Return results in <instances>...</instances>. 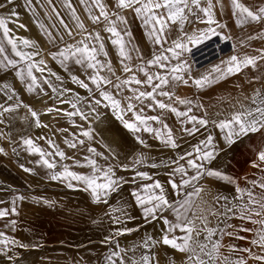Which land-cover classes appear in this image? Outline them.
Wrapping results in <instances>:
<instances>
[{"label": "snow or ice", "instance_id": "1", "mask_svg": "<svg viewBox=\"0 0 264 264\" xmlns=\"http://www.w3.org/2000/svg\"><path fill=\"white\" fill-rule=\"evenodd\" d=\"M15 0H5L0 3V9L13 5ZM30 6L31 0H26ZM47 3L52 8V12L60 19L61 25L67 30L70 37L73 33L67 28L63 18L59 16L55 5L52 0H47ZM63 6L70 10V13L75 19L77 27L82 31V38L75 40V43L67 44L65 47L58 50V52L51 53L52 58L57 60L67 71V62L74 60L75 64L80 65L85 69H92L93 74L88 76V80L95 86L99 92L100 98L94 99L92 103L101 105L105 108H111L113 115L116 116L123 127L133 133L139 143L148 145L139 135L140 132H147L153 134L156 139H159L162 144L172 149L178 148L180 145L177 143V138L173 134V130L165 122L163 117L167 113L174 114L179 119L181 127L180 133L187 134L188 136H195L196 133L204 129L207 133L203 139L197 141L196 144L191 145L190 150L178 156V160L172 161L176 167L172 168L168 173V185L172 189V195L175 197L170 199L165 186L159 180L153 178L145 171H139L135 166L142 165L146 161L143 155L137 157L133 161L132 170L135 175L131 181L126 180L122 176H117V168L124 171L129 170V165L120 164L112 165L107 163L109 157L105 156L102 152H97L94 147L89 146L87 152L93 154L94 157L103 158L106 163L100 164L93 156L84 157V162L75 160L73 157H66L65 153L56 147L52 140H47L50 147L55 149L54 152H46L44 149L38 147L31 138L23 140V144L27 146V151L30 154H38L40 159L36 162L41 166L52 170L50 178L52 180H60L67 182V187L73 188L76 185H83L84 191H89L92 199L96 203H109V197L113 193H119L124 184L133 183L138 186L131 191V196L134 198L135 205L141 210L143 219L151 223L152 221H161L164 227L161 229V237L159 240L151 236H146L140 245H136L130 249L120 247L116 237L130 234L134 230L122 228L117 229L113 234L105 238L106 243H114L115 250H110L109 254L105 256L106 264H159L155 255L142 254L138 259L134 258L135 248H155L157 245L162 244L184 254L183 264H248V260L257 261L258 264H264V254H257L250 248L238 249L235 245H224L223 237H236L244 239L245 237L237 236L235 226L225 223L221 227L222 218L231 219L239 218L247 220L256 228H244L241 231L253 233V238L250 243L259 248L261 253H264V178L260 181H250V188H241L238 185L235 188L237 195L233 197L232 201L226 196L217 195L212 198V201H206L201 197L204 188L197 187L199 181L204 178H215L234 183L232 178L223 174L219 169L209 167L212 161L225 151L237 144L244 137L250 133H257L264 130V88L254 89L251 95H243L241 99H237L230 105L229 110L225 113H217V118L210 119L207 116L198 117L191 114L193 111V102L187 98L176 96L173 100V93L165 90L170 84L182 83L192 85L199 89L208 87L214 83H218L222 79H226L230 75L241 73L244 69L252 68L253 70H260L261 64H264V48L257 49L258 55H236L233 54L226 60H221L220 64L213 65L210 71L202 74L198 78L191 75V64H189L185 54L194 56V48L206 44L211 41L213 37H219L222 40H230L231 36L224 35L217 29H223L227 25L220 23L215 17V8L217 5L223 13L225 5L223 0H114V5L110 6L103 2V0H79V3L84 6L88 14L89 20L93 24H104V31L110 33V42L118 49V55L121 58L120 62L125 73H131L126 79L116 77V83L106 76L101 75V71L105 68L111 75L115 76V69L112 67L110 60L101 62L97 57L103 54L107 57L105 50L104 39L99 32L87 31L84 23L76 14L75 7L71 0H62ZM42 6V5H41ZM230 8L232 15L236 17V24L238 27H243L248 24L264 25V5L250 6L244 0H230ZM94 10H98V14H94ZM130 13L135 19L139 20L141 26L145 29V35L153 45V52L150 59H145L141 53L138 45L132 43V33L128 27V16ZM19 13L15 8H9L7 13H0V69L7 70L8 68L16 69L17 65L25 62L26 76L30 81L27 84V90L33 92L39 88L43 92L42 84L51 87L53 92L57 89L52 85L51 81L43 77V73L47 70L49 76H55L57 81L62 78L51 69H48L43 59L35 61L33 58L39 56V52L26 53L20 49V45L25 48L35 46V41L27 38H14L11 34L12 29L9 27L10 23H16ZM186 23H202L206 24L205 28L193 29L191 32L185 30ZM20 28H25V25L18 24ZM118 26H123L118 28ZM175 26V27H174ZM41 27H43L41 25ZM51 36V33H48ZM264 39V30L257 33L256 36H248L247 39ZM62 40L63 37L61 36ZM7 45L11 46V51L15 57L19 59L10 58L7 55ZM245 41H241L244 44ZM129 45L131 47H129ZM236 46L233 45L235 52ZM131 52L137 53V59L141 61L136 65L135 69L130 63ZM175 61V63H173ZM156 67L158 71L152 72L151 68ZM41 73L38 78L34 74V70ZM137 73H142L145 77L144 80L138 78ZM17 78L22 82L25 80V68H20L15 72ZM42 79V83H41ZM72 82L78 84L81 88L86 89L89 94H92L93 89L84 80L79 79L77 76H71ZM254 80H264V77H253ZM252 81L250 80L249 83ZM139 87L133 88L131 85ZM102 85H112L119 91H123L124 87H128L132 95L126 97L128 101L125 107H121V100L116 99L110 91L104 90ZM144 87H150L151 91L140 90ZM239 87V85H237ZM4 89H10V85L4 84ZM70 89H64L59 93L63 96L64 92H70ZM15 93L8 95L7 99L12 100ZM158 97H167L169 101L158 99ZM81 97L75 94V102L71 100H60L61 103H71L74 111H67L65 115L69 118L79 115L82 120H87L88 115L81 111L77 104ZM145 100L151 101L147 105L152 111L160 110V115H146L144 114V107L137 109V105L133 101L143 104ZM176 104L184 105L185 110L181 111ZM18 106V105H17ZM203 107V105H196ZM25 107H28L25 105ZM92 108V104H89ZM31 116L35 118L37 127H47L41 125L39 121V114L28 108ZM54 109L49 108L47 111L51 112ZM15 111L12 105L6 106L0 104V123H3L5 113ZM55 111H60L55 109ZM131 113L129 119H125V115ZM182 118V119H181ZM149 122H155L160 127H153ZM191 125L188 127L187 125ZM211 124L218 133L214 135L208 132V125ZM82 127V126H81ZM60 131L66 132L67 129ZM0 133V136H3ZM74 135V134H73ZM81 136L92 140V129L89 127L83 129L80 133ZM182 138V137H181ZM40 139H44L41 137ZM70 148H76L77 143L83 145L84 139L77 141H64ZM221 143L225 147H220ZM107 147L106 145H104ZM4 149L0 148V152ZM15 151V150H14ZM60 157L61 160L73 159L74 165L78 167H88V173H78L70 170L66 164L60 165V171H55L57 168V161L54 157ZM47 157H51L49 159ZM257 159L260 163L253 162V167L260 168L264 164V149L257 153ZM179 160H184L185 164H179ZM163 163V162H162ZM159 165L152 163L150 167L156 168ZM168 167V164H164ZM23 167V165H21ZM191 170V174H189ZM264 170V169H262ZM24 171L31 172V169L25 168ZM179 175V183L175 177ZM139 181H151V183H138ZM73 181L76 184H73ZM191 188V191H187ZM259 188L260 192L255 189ZM199 198L200 202L197 203ZM24 197L17 196L12 201L11 209H0V219L8 217L9 215H18L16 201L23 200ZM37 199V198H34ZM223 201V203H221ZM2 203V201H0ZM45 204L50 202L45 200ZM170 212L175 220H170L164 213ZM111 213H119L114 215L113 220L119 224L122 218L134 219L128 215L125 207H111ZM216 220L215 226L212 220ZM16 221L11 220L5 227H11L15 230ZM229 229H232L229 231ZM179 232L181 235H176ZM218 237V238H217ZM28 245L21 243L14 237L7 235L5 232L0 231V255L7 258V260H14V255L10 254L14 248H27ZM227 248L228 254L225 255L221 249ZM132 251L133 256H129L128 252ZM243 251L248 253V257L243 256L233 257V253Z\"/></svg>", "mask_w": 264, "mask_h": 264}, {"label": "crops", "instance_id": "2", "mask_svg": "<svg viewBox=\"0 0 264 264\" xmlns=\"http://www.w3.org/2000/svg\"><path fill=\"white\" fill-rule=\"evenodd\" d=\"M41 1L42 0H37L36 2H38L37 4H41ZM75 1L76 0H71V2H74L73 6L76 9ZM4 2L5 0H0V3ZM60 2L61 0H52V4L55 5V7L58 5L60 6ZM244 2L253 7L264 5V0H244ZM213 3H215V0H213ZM223 3L225 5L223 13H221L217 5L215 8V17L220 23L227 25V27L217 30L221 31L224 35L231 36L228 42L226 57L228 58L233 54L258 55L256 50L264 48V39L257 38L248 40L247 37L256 36L257 33L264 30V25L253 23L238 27L236 24V17H234L231 12L230 0H223ZM9 8H15L21 16H23V14L26 16L30 11V6L26 3V0H15L13 5H6L5 8L0 9V13H7ZM58 8H56V10L59 12ZM54 16L57 17L56 14ZM71 16L69 11L68 18L70 24ZM55 24H60L59 18L52 23V26L55 27ZM70 24L69 26H71ZM9 27L12 29L11 34L14 38L28 39L30 31L27 26L25 29L22 28L19 37L16 35L14 23H10ZM205 27H207L206 24H199L198 26L188 28V32H191L193 29H202ZM54 30L56 29L54 28ZM58 30V32H61L60 29ZM216 39L217 42L221 40L219 37ZM242 40L245 41L244 44H241ZM233 45L236 46L235 52L233 51ZM5 47L7 49V55H9L10 58L19 59L15 57V54L11 51V46L7 45L6 42ZM36 48H38L37 41H35V46L31 48H25L23 45H20V49L26 53H30L29 50ZM44 61L48 69H51L52 72H55L62 78L61 81H57L55 76H49L47 70L43 73V77L51 81L52 85L57 89V92H53L52 88L48 87L46 84H42L44 89L43 92L40 91L39 88L35 89L33 92H29L27 90V84L30 81L26 76L25 62L18 64L16 69H0V103L15 107V111L4 114V122L0 123V133L4 134L0 136V143H2V141L6 143L11 141L12 136H15L12 135V131L16 129L21 130L22 139H34L33 136L30 137L29 129L32 130V128L35 127V118L27 116L26 119H19V117L21 113L29 111L28 108L35 102L36 96L45 93L51 98H60L62 96H60L59 93L64 89H70L71 91L64 92L63 95H85V92L88 91L81 87L77 88V84L72 82V75L77 77L82 76L93 90L96 89L95 86L91 84V81L84 77V74H88L90 69L82 68L80 65L75 64L74 60L67 62V71L57 60ZM49 62L50 65L48 64ZM20 68H25V80L23 82L15 75V72ZM83 70L85 73H83ZM33 71L38 78L41 77V73L36 72L35 69ZM137 75L138 78L144 77L141 73H137ZM191 75L194 78H198L202 74L198 73L194 75V73H191ZM253 77H264V64H261L260 70L247 68L241 73L230 75L226 79H222L218 83H214L203 89L195 87L192 85L191 81H189V85H184L182 83L170 84L165 90L173 93V100L176 96L191 100L193 102V111L191 114L201 117L205 116L207 113L208 118L215 119L217 118V113H225L229 110L230 105L237 99H241L243 95H251L254 89L264 88V80H254ZM250 80L252 81L251 83H249ZM4 84L10 85V89H4ZM237 85H239V87H237ZM131 87L137 88L139 86L133 84ZM104 90L110 91L117 97L120 96V91L118 93V90H108L105 88ZM123 90L125 91L127 89ZM140 90L151 91V88L145 87ZM13 92L15 93L13 99L8 100V95H12ZM88 95L89 94H87L86 97L87 99L84 98L80 103L82 110L86 107L89 108V104H92V99L89 98L90 96ZM158 99L164 100L165 102H172L169 101L167 97H158ZM134 102L137 105V109L144 107V114H148L149 116L160 115L159 109L152 111L147 107L151 101L145 100L143 104L133 101V103ZM25 105L28 107H25ZM196 105H203V107H197ZM37 106L42 107V105ZM125 106V104L122 105V107ZM175 106L181 111L185 110L184 105L176 104ZM88 108H86V111ZM107 109L108 108H105L103 104L100 106V112H106ZM90 111L92 112L91 109ZM109 111H112V109L109 108ZM22 117L23 115L21 118ZM163 118L173 130V134L177 138V143L180 145L176 149L166 147L159 139H156L153 134L142 131L136 135H139L141 139L145 141L148 145L146 147L145 144L139 143L136 136L125 129L118 121L103 120L98 121V123L106 124V127L102 129L101 137L92 138V140H88L83 136L68 137L69 141L84 139L85 143L83 145L77 143V147L74 149L69 147L68 152L66 151L67 149L64 148L63 152L66 157H73L75 160H79L83 163L84 157L93 156V154L87 152V148L89 146L94 147L97 152H102L105 156L109 157L107 163L112 165H129L128 171L117 168V176H122L129 181H131L132 177L135 175V172L132 170L134 159L143 155L147 158L145 163L136 165L135 167L139 171L147 172L153 180H159L170 194V199H173L175 197L172 195V189L167 183L169 180L168 173L171 172L172 168L176 167V164L172 163V161L178 160L179 155L190 150L191 145L203 139L207 133L204 129H201L195 136L182 134L179 131L181 127L180 121L174 114L167 113ZM149 123L153 127H160V125L155 122ZM187 126L191 127L190 124ZM208 132L216 135L218 129H215L209 124ZM40 138V136H36V140H33V142L40 148L41 145L44 146L46 152H50V148L47 147V145H49L47 140L49 139L53 141L55 146L57 144L61 145L58 138L54 136L47 140L45 137H43L44 139ZM220 147L223 148L225 146L221 143ZM59 149L61 150L60 147ZM261 149H264V130L257 133H250L237 144L230 148H226V150L221 152L220 155L212 161L211 165L208 166L219 169L223 174L232 178L234 183L204 177L197 184V187L202 186L204 188L201 197L211 202L213 197L220 195L226 196L229 198V201H232L233 197L237 195L235 191L237 185L241 188H250V181H260L261 178H264V170H262L264 169V164H261L260 168L252 166L253 162L260 163L257 159V153ZM52 151H55L53 147ZM54 158L57 161V168L55 171H60V165L62 164L68 165L70 170L78 173H88L90 171L88 167H78L74 165L73 159L61 160L58 156ZM93 158L97 159L98 163L102 165L106 163L103 158L94 156ZM178 162L179 164H185L184 160H179ZM152 163H156L159 166L152 168L150 167ZM164 164H168L169 166L165 167ZM33 169L35 172L28 173L31 179H22L24 183H22L20 187L15 186L20 188L18 190L14 189V185L5 183H1L0 185V201H2V203H0V209H11L12 201L15 197H24L23 200L16 201L18 215H9L8 217L0 219V231L28 245L27 248H14L13 252L10 253L14 255V260L12 261L0 255V264H106L105 256L109 254L110 250H115V244L106 243L105 238L113 234L117 229L122 228L138 229L132 231L130 234L115 238L118 240L120 247L124 249H130L136 245H140L146 236H151L156 240L160 239L162 235L161 229L164 227L162 222H146L141 215V210L135 205L134 198L131 196V191L138 186L137 184H124L119 193H113L112 196L109 197V203L106 205L94 202L90 192L82 190L83 185H76L73 188H69L67 187V182L52 180L50 178L52 170L38 163ZM2 172L3 171H1V173ZM189 174H191V170H189ZM175 179L179 183L180 176L177 175ZM138 183H151V181H139L138 178ZM73 184L75 185L76 182L73 181ZM191 190V188L187 189V191ZM255 191L259 193L260 189L256 188ZM45 200L50 203L45 204ZM199 202L200 200L198 198L197 203ZM221 203H223V201H221ZM120 206L125 207L128 215L134 217V219L122 218L121 223H115L113 216L119 215V213H111V207ZM164 215L168 216L170 220H175L170 212H166ZM11 220L16 221L14 231L11 227H5ZM225 223L235 226L237 236L245 238L238 239L236 237L225 236L222 240L224 245L232 244L241 250L250 248L257 254H264L261 253L259 248L250 243L253 238V233L240 230L244 228H256L257 225L239 218H222L221 227H223ZM212 224L215 226V219L212 220ZM231 230L232 229H229V231ZM176 235H181V233L177 232ZM221 251L225 255L228 254L226 247L222 248ZM142 254H154L159 264H183L185 259L183 253L162 244L152 249L142 246L136 247L134 258L138 259ZM128 255L133 256V252L129 251ZM237 256L247 258L248 253L243 251L233 253L234 258ZM248 264H258V262L249 259Z\"/></svg>", "mask_w": 264, "mask_h": 264}, {"label": "rangeland", "instance_id": "3", "mask_svg": "<svg viewBox=\"0 0 264 264\" xmlns=\"http://www.w3.org/2000/svg\"><path fill=\"white\" fill-rule=\"evenodd\" d=\"M37 0H31L30 5V11L25 16H21L19 14L18 19L16 23H14V29H16V35L19 37L20 33L22 32V28L18 27V24L25 25V28H29L30 34L28 39L34 40L38 42V48L29 50V52H39V56H35L34 60H54L52 58L51 53L58 52L59 49L65 47L67 44L75 43V40H79L82 38V31L77 27L75 19L71 16V24L69 23V9L63 6L62 0L61 5L57 6L56 8L59 9V16L63 18L64 23L67 25V28L70 29L73 33V37H70L68 35L67 30L61 25V23L55 24V27L52 26V23L57 20L58 18L55 17V13L52 12L51 6L47 3V0H42L40 3L37 4ZM106 4L112 6L114 5V0H103ZM76 3V14L79 16L80 20L84 23L87 31L89 32H99L101 37L104 39L105 43V50L107 52V57H105L103 54H100L97 58L99 60H102L101 62H106L107 60H110L112 63V67L115 69V76L111 75L105 68L103 71H101V75L109 77L113 84H115L116 77H120L121 79H126L131 73H125L123 71L122 65H121V58L118 55V49L116 46L112 45L110 42V33L104 31V24H93L91 20L88 18V14L84 9V6L79 3V0L75 1ZM74 4V2H72ZM42 5V6H41ZM94 14H98V10H94ZM128 16V27L131 30L132 33V43L138 45V47L141 50V53L145 57V59H150L151 54L153 52V45L151 41L147 38L145 35V29L141 26V23L139 20L135 19L134 16L130 13H126ZM69 24L71 26H69ZM202 23H186L185 24V30L188 31V28L193 26H198ZM41 25L43 27H41ZM54 25V24H53ZM123 26H118V28H122ZM175 27V26H174ZM24 28V29H25ZM54 28L57 30H54ZM60 29L61 32H58ZM48 33H51V36L48 35ZM63 37L61 40L60 37ZM217 37H213L211 41H207L206 44L200 45L198 48H194L193 52L195 53L194 56L185 54V58H187L189 64H191V73L198 74H204L208 71H210L211 67L213 65L220 64L221 60H226V53L228 52V42L229 40H220L217 42ZM129 47H131L129 45ZM130 55L132 56L131 61H125V63H130V65L135 69L136 65L140 64L141 61L137 59V53L131 52ZM175 63V61H173ZM50 65V62L48 63ZM152 72L158 71L156 67H153L150 69ZM83 73L84 70H83ZM93 74V70L90 69L88 74H84L85 78H88V76ZM142 74V73H141ZM143 75V74H142ZM81 80L86 81L82 76L78 77ZM141 80H144L145 77L139 78ZM77 88H80V86L77 84ZM103 88L108 90H117L112 85H102ZM145 88V87H144ZM123 90L120 91V96L117 97L114 95L116 99L121 100V107L122 105H126L128 101L125 99L126 97H129L132 95V92L129 91L128 87H124ZM116 93V92H115ZM87 94L89 92H85V95H79L81 97L79 103L77 104V107L85 112L86 108L83 110L80 107V103L85 98L87 99ZM89 98H91V102H93L94 99H99L100 95L96 89L93 90L92 94H89ZM35 102L30 106V108L34 111H36L39 114V121L41 125H47V127H37L35 124V127L29 129L30 137L33 136L36 140V136L45 137L46 140L51 137L58 138V141L61 142V145L57 144L56 147H60L61 151H63L64 148H66L67 152L69 151V146L64 141L65 139H68V137H81L80 133L83 129L91 128L92 129V136L93 139L97 137H101L102 129L106 127V124L98 123V121H118V123L121 124V122L116 119V116L113 115L112 111H109V108L106 112H100V106L101 105H95L92 103V108H94L97 111H90L88 108L85 112L88 115L87 120H82L79 115L73 116L69 118L65 115V112L67 111H74L71 107V103H61L60 100H71L75 102V95H63L60 98H51L50 96L46 95L45 93H42L39 96L35 97ZM4 102V101H2ZM135 103V102H134ZM4 104V103H0ZM37 105H42V107H39ZM49 108L54 109L53 111L49 112L47 111ZM55 109H59L60 111H55ZM85 110V111H84ZM90 111V112H89ZM25 114V116H24ZM20 115V113H19ZM23 117L21 118V116ZM148 115V114H146ZM28 117H32L31 113L29 111H26L25 113H21L19 119H26ZM131 116V113H128L125 115V119H129ZM43 117V118H42ZM82 126V127H81ZM61 129H67L66 132L60 131ZM33 133V134H32ZM74 134V135H73ZM12 140L8 141L7 143L2 141L0 143V148H3L4 151L0 152V185L1 183H5L8 185H14V189L18 190L20 188H17L15 186H21L22 179L27 180L31 179L30 176H28V173L35 172L33 168L36 167L37 161L40 159L38 154H30L27 151V146H24L22 144L23 139L21 137V130L16 129L12 131ZM69 140V139H68ZM57 141V142H58ZM65 143V144H64ZM39 147V146H38ZM48 148H50V152L52 151V147L47 145ZM41 148L45 150V147L41 145ZM74 149V148H72ZM15 150V151H14ZM46 151V150H45ZM74 151V150H73ZM49 159H52L51 157H47ZM24 169L28 168L31 169V172H26ZM1 171H3L1 173ZM48 179V178H47Z\"/></svg>", "mask_w": 264, "mask_h": 264}]
</instances>
